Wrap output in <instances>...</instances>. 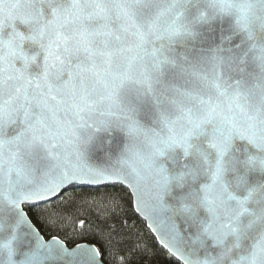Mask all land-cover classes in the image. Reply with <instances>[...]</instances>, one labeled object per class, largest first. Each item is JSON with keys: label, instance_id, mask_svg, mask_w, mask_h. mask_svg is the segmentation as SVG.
Segmentation results:
<instances>
[{"label": "snow or ice", "instance_id": "6c2138e0", "mask_svg": "<svg viewBox=\"0 0 264 264\" xmlns=\"http://www.w3.org/2000/svg\"><path fill=\"white\" fill-rule=\"evenodd\" d=\"M264 264V0H0V264Z\"/></svg>", "mask_w": 264, "mask_h": 264}, {"label": "trees", "instance_id": "16d2710c", "mask_svg": "<svg viewBox=\"0 0 264 264\" xmlns=\"http://www.w3.org/2000/svg\"><path fill=\"white\" fill-rule=\"evenodd\" d=\"M170 259L166 253L160 250L156 256V264H170Z\"/></svg>", "mask_w": 264, "mask_h": 264}]
</instances>
